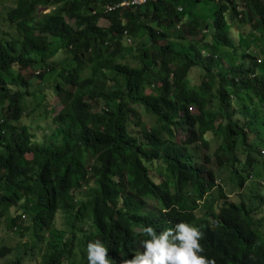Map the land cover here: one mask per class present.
<instances>
[{"label": "trees", "instance_id": "trees-1", "mask_svg": "<svg viewBox=\"0 0 264 264\" xmlns=\"http://www.w3.org/2000/svg\"><path fill=\"white\" fill-rule=\"evenodd\" d=\"M119 1L2 7L0 23L15 31L0 39V225L16 209L9 228L34 245H0V264H38L41 254L44 264H88L97 239L119 264L143 251V227L179 222L202 232L201 255L215 264H264V58L251 49L252 33L264 38V0H146L104 12ZM194 68L198 87L187 84ZM48 91L63 106L52 122ZM208 134L218 165L232 167L236 200L212 193L209 156L197 150Z\"/></svg>", "mask_w": 264, "mask_h": 264}, {"label": "rangeland", "instance_id": "rangeland-1", "mask_svg": "<svg viewBox=\"0 0 264 264\" xmlns=\"http://www.w3.org/2000/svg\"><path fill=\"white\" fill-rule=\"evenodd\" d=\"M14 2H15V0H0V13L2 12V7L4 8V6L16 7L17 4H14ZM51 9H47L45 7H42L39 9V15L48 14L51 11ZM98 24L102 25V26H106L109 24V22H108V20H106L104 18H100L98 21ZM14 31H15V29L10 27L8 25V23H0V33H1L0 39H2L3 37H6L7 34H11ZM236 31H238V30H236ZM249 32H251L249 25L241 28L238 31V33L240 35H242V34L245 35ZM234 35H236V34H234ZM251 39H252L251 49H253L255 51V53L258 55V57L260 59H263L264 58V38L259 33H252ZM160 42L163 43L162 40ZM128 57H129V54L127 55V58ZM33 73H35V71H33L32 69H27V70L23 71V74H25L26 76L32 75ZM202 73H203L202 69L194 68L189 75L190 77H189V80L187 81V84L191 87L200 86L201 81L204 79V76ZM32 82L35 83L34 80H32ZM37 82H39V81H37ZM47 97L49 98L48 100H49V109H51V112H50L51 113V119L48 120V118H44L40 121V123L38 125H44L45 126L46 124L49 123L48 121L52 122L53 118L60 112V110L63 107L62 103L60 101V98L58 97V95L55 94V92L52 93V92L48 91ZM235 100L236 99H234V101ZM24 103L27 107V112L31 113L33 108H35L37 105V100L34 99V103H33L32 98L29 97L26 99V101ZM235 104L238 105V102L235 101ZM192 107H193V109H192L193 112L197 113L198 109L195 106H192ZM93 110L98 111V108L95 107ZM139 110H141L143 120L148 125H153L154 124V118L150 114H147L142 108H140ZM14 123L17 124L16 121ZM26 123H27V120L24 119L22 124H26ZM259 125H260V122L254 123L255 128L259 127ZM184 128H187V125L184 126ZM38 130H40V129H37L36 131H38ZM176 137H177L178 142L184 141L185 138L187 137L186 130L185 129L184 130L179 129L176 132ZM206 137H207V140L209 141V146L205 147V146H203V144L198 142L197 146H199V147H197V150L199 151V154L202 155L204 158L206 156H209L210 162L206 163V166L209 169L213 170V174L215 176L216 183L218 184V188L222 189L223 194L226 193L229 198H231V199L234 198L236 200V199H238V195H235L232 197V195L234 193H237V189H233L231 187V185L233 184L232 181H234L233 180L234 173H233L232 167L229 165V162H226L222 166L218 165L217 158L215 156V151L217 150L219 144L215 141L212 134H208ZM250 138H252L253 141L256 140V143L259 142L258 137H253V135H250ZM261 151L264 153V147L261 148ZM30 158H31V156L28 155V159H30ZM238 161H240V163L243 164V162L245 161L244 157L239 156ZM237 168H238V170L240 169L239 164H238ZM206 176L209 177V175H206ZM88 179L89 180H88L87 188L89 189L90 187H94V173L92 172V170L90 171V175H89ZM252 179L253 178H250V177L248 178V180H252ZM218 188H216L213 191L214 195H217ZM239 190H241V189H239ZM149 202H150V205L154 204L153 201H149ZM261 212L264 215V207H263ZM16 215H17L16 209L11 208L8 210L6 220H9V218L12 219V217H16ZM6 220L4 219L2 224L0 225V245H10L11 247L15 248L16 250L20 249V248H24V250H27V249H25L24 245H26L28 240H29L30 246L34 245V242L30 240L28 234L23 237V236L19 235V233H15V231H13V230H11V228H9V225H8ZM19 223H20V220H19ZM23 223H27V221H22L21 224H23ZM54 224L56 225L55 228H58L59 230H63L65 228L66 216L63 212H60L57 214ZM3 260H5L4 257L0 258V263ZM26 261H27V259H26ZM37 262H38V264H44V256H42V254L38 255Z\"/></svg>", "mask_w": 264, "mask_h": 264}, {"label": "clouds", "instance_id": "clouds-1", "mask_svg": "<svg viewBox=\"0 0 264 264\" xmlns=\"http://www.w3.org/2000/svg\"><path fill=\"white\" fill-rule=\"evenodd\" d=\"M141 232L149 237L141 241L143 251L131 258L121 257L119 264H215L201 255L202 232L189 223L179 222L159 233L154 227L145 226ZM87 259L88 264H110L108 250L99 239L88 242Z\"/></svg>", "mask_w": 264, "mask_h": 264}, {"label": "built area", "instance_id": "built-area-1", "mask_svg": "<svg viewBox=\"0 0 264 264\" xmlns=\"http://www.w3.org/2000/svg\"><path fill=\"white\" fill-rule=\"evenodd\" d=\"M146 0H120L117 3L108 4L106 5V8L104 9V12L112 9H116L119 7H131V6H137L142 3H144Z\"/></svg>", "mask_w": 264, "mask_h": 264}]
</instances>
